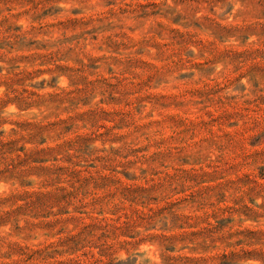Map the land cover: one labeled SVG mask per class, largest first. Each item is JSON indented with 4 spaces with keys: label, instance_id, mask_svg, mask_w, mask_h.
<instances>
[{
    "label": "rangeland",
    "instance_id": "1",
    "mask_svg": "<svg viewBox=\"0 0 264 264\" xmlns=\"http://www.w3.org/2000/svg\"><path fill=\"white\" fill-rule=\"evenodd\" d=\"M0 264H264V0H0Z\"/></svg>",
    "mask_w": 264,
    "mask_h": 264
}]
</instances>
